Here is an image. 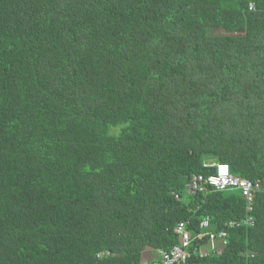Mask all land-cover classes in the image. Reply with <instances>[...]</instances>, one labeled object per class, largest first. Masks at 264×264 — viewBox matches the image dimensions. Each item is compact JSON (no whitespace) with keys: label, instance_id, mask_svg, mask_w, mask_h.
Segmentation results:
<instances>
[{"label":"trees","instance_id":"1","mask_svg":"<svg viewBox=\"0 0 264 264\" xmlns=\"http://www.w3.org/2000/svg\"><path fill=\"white\" fill-rule=\"evenodd\" d=\"M221 162L264 182V0H0V264H155L184 220L209 248L247 215L188 191ZM251 213L176 264H264Z\"/></svg>","mask_w":264,"mask_h":264},{"label":"built area","instance_id":"2","mask_svg":"<svg viewBox=\"0 0 264 264\" xmlns=\"http://www.w3.org/2000/svg\"><path fill=\"white\" fill-rule=\"evenodd\" d=\"M251 9H254V5L250 4ZM215 172L209 177L203 175L194 174L192 176L191 183L188 184L187 188L191 194L196 193L198 190H205V185L208 184L213 186L214 190L222 191L227 189H239L241 190L242 196L246 200V211L247 215L242 220L231 219L225 223V227L215 233L211 231L210 228V219L206 217L200 222V227L204 229L203 232L199 233L198 238H203L209 235L210 242L212 247L216 248V240L219 241V247H223L228 244V230L231 228H237L240 226L253 227L255 224L252 211L254 210V203L256 195L264 192V182L261 179L257 180H248L240 178L234 175L231 171L229 164L221 162L214 164ZM179 197V195H176ZM190 222L188 220L181 221L177 228L176 232L179 234L180 243H176L173 248L166 252L161 253L160 260L155 264H176L177 262H186L192 254L198 252V249L191 250L192 238L191 232L189 230ZM203 252L201 248L199 250ZM247 256L254 257L253 252L247 251Z\"/></svg>","mask_w":264,"mask_h":264},{"label":"clouds","instance_id":"3","mask_svg":"<svg viewBox=\"0 0 264 264\" xmlns=\"http://www.w3.org/2000/svg\"><path fill=\"white\" fill-rule=\"evenodd\" d=\"M250 4H251V3H250ZM252 4H253V3H252ZM253 5H254V4H253ZM254 8H255V6H254ZM250 9H251V7H250ZM188 221H189V220H188ZM254 225H255V224H254ZM189 226H190V225H189ZM209 229H210V228H209ZM201 230H202V231H200V233L204 231V229H202V228H201ZM210 230L213 231V228H211ZM219 231H220V230H219ZM214 232H215V231H214ZM217 232H218V231H217ZM217 232H215V233H217ZM207 236L209 237L208 234H207ZM205 237H206V236H205ZM203 238H204V237H203ZM209 242H210V238H209ZM210 243H211V242H210ZM211 244H212V243H211ZM191 246H192V244H191ZM201 248L203 249V252H200V251H199ZM190 249H191V247H190ZM197 249H198V252H196V253H194V254H197V253H199V254H203V253H205V252L207 253V252H208L207 250H209V253H210V254H211V253H215V254H217V252H218V247L214 248V247H212L211 245L209 246V248H208L207 246H202V247L197 248ZM191 250H193V249H191ZM248 251H250V250H248ZM250 252H253V253L256 255V253H255L254 251H250ZM246 253H247V251H246ZM194 254H192V256H193ZM246 255H247V254H246ZM192 256H191V257H192ZM191 257H190V258H191ZM248 257H250V256H248ZM188 259H189V258H188ZM188 259H187V260H188Z\"/></svg>","mask_w":264,"mask_h":264},{"label":"crops","instance_id":"4","mask_svg":"<svg viewBox=\"0 0 264 264\" xmlns=\"http://www.w3.org/2000/svg\"><path fill=\"white\" fill-rule=\"evenodd\" d=\"M253 215V214H252ZM254 217V216H253ZM255 220V219H254Z\"/></svg>","mask_w":264,"mask_h":264}]
</instances>
